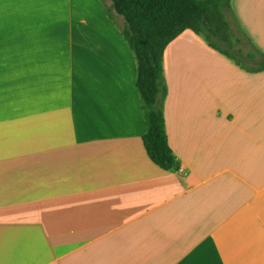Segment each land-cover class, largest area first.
I'll use <instances>...</instances> for the list:
<instances>
[{
  "label": "crops",
  "instance_id": "crops-1",
  "mask_svg": "<svg viewBox=\"0 0 264 264\" xmlns=\"http://www.w3.org/2000/svg\"><path fill=\"white\" fill-rule=\"evenodd\" d=\"M231 5L264 53V0ZM164 68L170 171L100 5L0 0V264H264V72L191 30Z\"/></svg>",
  "mask_w": 264,
  "mask_h": 264
},
{
  "label": "trees",
  "instance_id": "trees-1",
  "mask_svg": "<svg viewBox=\"0 0 264 264\" xmlns=\"http://www.w3.org/2000/svg\"><path fill=\"white\" fill-rule=\"evenodd\" d=\"M110 1L112 4L105 8V13L112 22H115L114 14L123 17L121 34L136 61L147 155L163 170H178L180 163L169 145L164 112L168 95L164 54L169 44L184 31L191 30L213 50L249 73L264 72V53L255 49L238 23L231 0ZM244 42L256 52H246Z\"/></svg>",
  "mask_w": 264,
  "mask_h": 264
},
{
  "label": "rangeland",
  "instance_id": "rangeland-1",
  "mask_svg": "<svg viewBox=\"0 0 264 264\" xmlns=\"http://www.w3.org/2000/svg\"><path fill=\"white\" fill-rule=\"evenodd\" d=\"M96 1V3L97 4H99L100 5V8L101 9H103V15H104V17H105V19L107 20V21H109L114 27H115V29L116 30H118L119 32H120V34H121V28H123L124 27V19H123V17H121V16H119V15H117V14H114L115 16V22H112L109 18H108V16L106 15V13H105V8L106 7H110V3H109V0H95ZM106 2V3H105ZM228 20L230 21V22H232L233 20H231V17H228ZM117 21H119L120 23V26H119V24H118V22ZM233 23V22H232ZM233 28H235L234 27V25L232 26ZM122 35V34H121ZM245 43V45H244V50L247 52V51H249V50H251V47L248 45V44H246V42H244Z\"/></svg>",
  "mask_w": 264,
  "mask_h": 264
}]
</instances>
